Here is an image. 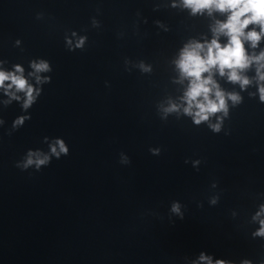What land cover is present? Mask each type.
Returning <instances> with one entry per match:
<instances>
[{"label": "water", "instance_id": "obj_1", "mask_svg": "<svg viewBox=\"0 0 264 264\" xmlns=\"http://www.w3.org/2000/svg\"><path fill=\"white\" fill-rule=\"evenodd\" d=\"M153 0H0V58L26 62L41 56L53 71L31 119L10 136L0 128V264H180L203 249L217 256L254 258L259 241L240 220L264 192V105L249 100L231 110L223 132L185 119L161 122L154 103L168 86L163 57L184 34V18L153 10ZM101 21L89 27V17ZM147 23L133 34L135 13ZM43 11V20L35 13ZM159 19L169 31L157 32ZM86 29L84 50L68 52L65 29ZM125 35L117 38V32ZM21 39V52L12 41ZM152 62L154 72L124 71L123 57ZM109 82L105 87L104 82ZM20 114L0 111L6 126ZM60 136L69 154L39 172L13 166L27 148H46L43 136ZM160 146L159 156L148 147ZM124 151L129 165H120ZM201 158L199 171L183 163ZM215 178L223 189L209 207ZM172 199L185 206L182 220L167 219ZM202 207H196V201ZM240 213L229 217L230 209ZM159 213L163 219L148 215Z\"/></svg>", "mask_w": 264, "mask_h": 264}, {"label": "clouds", "instance_id": "obj_2", "mask_svg": "<svg viewBox=\"0 0 264 264\" xmlns=\"http://www.w3.org/2000/svg\"><path fill=\"white\" fill-rule=\"evenodd\" d=\"M153 10L161 8L173 10L184 21V34L176 46L163 57L167 83L159 99L154 103L156 116L161 122L169 117L179 121L185 119L194 127L204 125L211 133L223 132L229 135L230 129L225 121L230 119L231 110L249 100L264 105V0H153ZM96 15L89 17V27L99 30L101 21ZM45 13L37 11L36 20H43ZM133 34L138 23H147L140 11L135 13ZM153 24L157 32L167 33V23L156 19ZM117 38L125 35L120 31ZM63 46L68 52L84 50L88 43L86 29H65L62 36ZM12 47L24 51L22 41L16 38ZM124 71H138L142 75L154 72L152 62L144 59H122ZM10 62L0 58V111L15 103L20 110L6 126L0 117V128L4 135L10 136L22 128L31 119L29 109L38 101L43 86L51 82L53 71L50 61L41 56L29 58L26 62ZM109 87V82H104ZM40 143L46 148H27L13 166L21 172L32 169L39 172L47 167L53 159H60L69 154V146L60 136H43ZM152 156H159L160 146H149ZM117 162L129 165L130 158L120 151ZM183 163L199 171L202 159L185 157ZM206 202L209 207L220 201L223 189H218V181L213 178L209 183ZM253 206L243 216L238 227L247 228V236L259 241V251L254 258L238 259L215 255L213 252L199 250L180 258V264H264V192H257L252 197ZM196 207L202 202L197 200ZM186 206L178 199H172L167 205V219L182 220ZM148 215L163 219L159 213L149 211ZM229 217L237 220L240 213L236 208L230 209Z\"/></svg>", "mask_w": 264, "mask_h": 264}]
</instances>
